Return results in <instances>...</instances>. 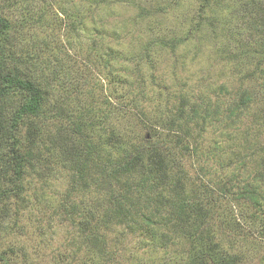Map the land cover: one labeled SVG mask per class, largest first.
<instances>
[{
	"label": "rangeland",
	"instance_id": "374dc122",
	"mask_svg": "<svg viewBox=\"0 0 264 264\" xmlns=\"http://www.w3.org/2000/svg\"><path fill=\"white\" fill-rule=\"evenodd\" d=\"M28 1L35 10L50 7L48 21L59 22L60 19L51 12H59L61 8L72 13L73 17L79 15L84 19L86 26L77 31L70 30L66 35L63 29L54 32L62 42L65 56L69 55V61L65 60L63 64L65 70L58 74L60 80L57 83L62 84L65 90L84 84L89 91L93 90L90 95L99 101L107 98L108 103L101 102L102 109L110 111L105 126L107 130L120 134V138L146 146L160 140L162 136L156 135L160 132H154V137L149 127L153 120L163 119L165 107H178L183 95L189 98L190 105L194 102L203 104L208 112L217 113H211V120L203 127L194 124L199 123V117L187 125L189 133L181 144L184 156L180 158V167L189 178L185 186L188 195L194 185H209L216 197L214 205L218 225L226 240L225 248L229 254H238L237 247H231L237 230L235 226H238V233L246 226L256 230L261 227L257 220L250 221L251 202L242 200V206L238 207L231 188L228 194L220 192L224 182L230 179L231 183L237 184V179L242 177L241 170L234 168L237 153L248 156L249 160L243 166L245 175L259 178L255 183L259 189L264 188V65L259 70L258 79L249 75L256 64L264 62L261 55L264 54V26H245L238 11L239 4L248 0ZM58 16L62 18L61 14ZM9 18L13 24H19L16 12ZM47 33L51 32L37 31L38 35ZM33 34L36 35V30ZM150 38L164 42L176 40V45L172 49L153 45L146 55L144 46ZM94 44L91 59L93 62L100 60L101 64L105 63L103 65H92V61L84 63L85 53ZM132 71L137 78L130 77ZM107 75L109 84L101 80ZM124 81H127V86L122 84ZM55 84L51 81L50 101L58 94ZM219 86H223L224 91L218 92ZM243 90L254 98L235 122L227 117L226 109ZM79 99L82 100V96ZM190 105L186 106L187 112ZM235 138L237 143L233 145ZM185 145L188 149H184ZM56 158V154L44 155L48 162ZM50 164L52 169L49 171H29L24 181L27 207L21 209L16 221L11 219L14 233H10L9 239L0 241V250L13 247V258L19 264H65L72 255L78 264H82L78 252L74 251L76 248L70 246L72 242L79 244L74 226L61 224L56 217L49 220L51 215L48 213L53 212L52 206L60 202L71 176L60 164ZM44 172L46 174L43 175ZM238 173L239 178L236 177ZM170 185L162 188L159 194L164 200L175 203ZM84 195L81 191L79 197L82 198L72 199L71 203L75 201L78 207L82 206L76 216L102 224V214L111 204L107 205L102 192H91L88 197ZM132 203L137 211L141 209V214L151 216V225L140 219L142 231L136 233L125 226L103 228L109 233L111 260L119 259V264H173L174 254L182 246L176 239L165 245V240L158 239L164 228L157 230L152 224L157 222L154 216L156 209L161 216H169L176 212V206L165 202L164 206L152 203L151 208L145 209L142 201ZM258 249L263 251L258 253L257 250L255 259L252 257L254 253H245L241 264H259L258 259L264 253V239L260 240ZM80 253L85 254L83 251Z\"/></svg>",
	"mask_w": 264,
	"mask_h": 264
},
{
	"label": "trees",
	"instance_id": "16d2710c",
	"mask_svg": "<svg viewBox=\"0 0 264 264\" xmlns=\"http://www.w3.org/2000/svg\"><path fill=\"white\" fill-rule=\"evenodd\" d=\"M239 6L238 12L245 26H264L262 0L260 3L248 0ZM49 9L46 6L35 10L28 0H0V241L9 239L10 233H14V222L11 219L16 221L21 209L27 207L24 181L29 171H49L52 169L51 162L53 166L60 164L71 176L60 202L52 206L53 212L48 213L51 215L49 220L56 217L57 222L66 223L68 227L74 226L79 244L72 242L70 246L76 248L74 251L78 252L82 264H119V259L111 260L109 233L103 231V228L125 226L136 233L142 231L140 219L151 225V216L141 214V209H135L132 201L136 200L142 201L145 209L151 208L152 203L161 206L172 203L176 206V212L169 216H161V212L156 209L154 216L157 222L152 224L157 230L164 228L158 239L165 240V245L176 239L182 246L174 254L176 259L173 264H241L245 253H254L252 257L255 259V252L263 251L258 247L260 240L264 239V188L259 189L255 183L259 178H252L243 172V166L249 160L247 155L237 153L238 160H234V168L241 170L242 177L236 174L237 178L240 177L238 183H231L229 179L220 188L223 194H228L229 188L232 189L238 207L242 206V200L251 202L250 221L257 220L261 227L256 230L246 226L240 228L238 233V226H235L237 230L231 247H237L238 254H229L225 248L226 240L218 225L219 218L214 205L216 197L211 193L209 185H194L190 195L185 193L189 178L180 167V158L184 156L181 144L189 133L187 125L199 117V123L194 124L203 127L211 120L210 115L217 113L208 112L203 104L194 102V105H190L189 98L183 95L178 107H165L163 119L153 120L149 127L153 134L160 132L156 135L162 138L157 142H150L146 146L120 138V134L107 130L105 125L110 111L105 112L101 104L108 103L107 98L99 101L90 95L93 90L89 91L84 84L78 87L76 84L65 90L62 84L57 83L60 80L58 74L60 70H65L63 64L65 60L69 61V55L65 56L62 42L54 32L63 29L66 35L70 30L77 31L86 26L84 19L79 15L73 17L72 13L61 8L59 12H51L60 19L59 22H53V19L48 21ZM13 12L19 16V24L11 22L9 15ZM35 30L36 35L33 34ZM38 30L51 33L38 35ZM95 45H90L85 53L84 63L92 61V65H103L105 63L101 64L100 60L93 62L91 59ZM153 45L172 49L176 40L164 42L150 38L144 46L146 55ZM79 61L83 64L82 59ZM262 65L264 62L256 64L249 75L258 79ZM130 77L137 78V75L132 71ZM107 78L108 75L101 80L107 82ZM51 81L56 83L58 94L50 101ZM125 82L121 83L127 86ZM84 86L87 87L83 89ZM221 91H224L223 86L218 88V92ZM81 96L82 100L79 99ZM253 98L243 90L238 99L227 107V117L238 122L239 115ZM188 105L191 107L187 112ZM237 110L238 113H235ZM150 136L152 139V134ZM236 141V138L233 139V145ZM184 149H188V145ZM49 153L56 154L55 161L44 160V155ZM168 185L177 201L175 203L160 197L159 192ZM81 191L86 194L85 197L91 192H102L104 198H107V205L111 204L109 209L106 206L110 214H102L104 227L94 220L87 221L76 216L82 207L75 204L76 198H82L79 197ZM72 199H75L74 203H71ZM154 241L158 242L156 239ZM13 251V247L0 250V264H19L13 258ZM81 251L85 254H81ZM77 262L72 255L65 264ZM258 263L264 264V253Z\"/></svg>",
	"mask_w": 264,
	"mask_h": 264
}]
</instances>
